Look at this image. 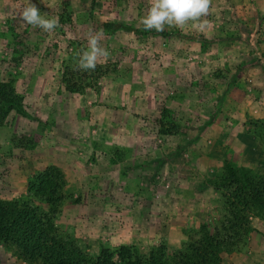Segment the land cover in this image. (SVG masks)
Wrapping results in <instances>:
<instances>
[{
	"label": "rangeland",
	"instance_id": "1",
	"mask_svg": "<svg viewBox=\"0 0 264 264\" xmlns=\"http://www.w3.org/2000/svg\"><path fill=\"white\" fill-rule=\"evenodd\" d=\"M27 2L0 0V81L25 114L10 111L0 124V199H24L26 180L54 166L64 198L53 228L87 254L106 250L115 262L125 247L144 260L152 249L199 245V226L212 233L225 222L213 178L225 166L249 178L264 172V0H212L204 31L190 22L163 32L140 23L149 0H31L59 18L52 33L19 20ZM89 30L102 31L110 53L94 71L78 67ZM36 99L46 105L32 111ZM99 185L115 194L100 213ZM247 220L219 264H264V211ZM31 261L0 244V264H39Z\"/></svg>",
	"mask_w": 264,
	"mask_h": 264
},
{
	"label": "trees",
	"instance_id": "2",
	"mask_svg": "<svg viewBox=\"0 0 264 264\" xmlns=\"http://www.w3.org/2000/svg\"><path fill=\"white\" fill-rule=\"evenodd\" d=\"M110 27L121 26L110 24ZM64 87L69 92L75 91L73 86L64 84ZM20 102L10 83L0 81V124L10 111L25 116ZM63 185L60 170L49 166L26 180L24 199H0V244L16 245L24 259L39 264H219L220 254L236 251L239 239L248 230L247 213L251 209L264 211V172L249 178L225 166L213 178V186L225 191L222 207L226 216L220 227H213L209 233L206 226H199L200 244L190 245L184 252H166L160 247L150 250L143 260L132 248L120 247L114 252V262L106 250H101L95 258L55 233L52 221L64 198Z\"/></svg>",
	"mask_w": 264,
	"mask_h": 264
},
{
	"label": "clouds",
	"instance_id": "3",
	"mask_svg": "<svg viewBox=\"0 0 264 264\" xmlns=\"http://www.w3.org/2000/svg\"><path fill=\"white\" fill-rule=\"evenodd\" d=\"M149 3L147 14L140 21L145 31L163 32L165 26L184 29L190 22L193 28L200 31L209 26L206 17L210 14L212 0H149ZM18 18L21 22L47 33L60 27L58 17L46 18L31 0L22 7ZM102 36V31L89 30L88 49L82 51L79 57V69L94 71L102 58L105 61L109 58L110 53L100 44Z\"/></svg>",
	"mask_w": 264,
	"mask_h": 264
},
{
	"label": "crops",
	"instance_id": "4",
	"mask_svg": "<svg viewBox=\"0 0 264 264\" xmlns=\"http://www.w3.org/2000/svg\"><path fill=\"white\" fill-rule=\"evenodd\" d=\"M23 103H25L24 101H23ZM46 102H45V99L44 100H42V99H36L31 105V108H30V110H32V111H35L36 109H37V106H39V104H41V106H42V104H43V106H45L46 104H45ZM26 104V103H25ZM24 107V106H23ZM33 107V108H32ZM24 109H25V107H24ZM99 148L97 147V146H95L94 147V154H95V158L98 160V161H96V163H95V165H94V167H98L99 166V163H101V161H99V157H101L100 156V153H101V151L100 150H98ZM58 166V165H57ZM60 167H62L61 165H59ZM95 176V179H96V181H97V183H102V184H105L106 185V183H105V181H107V178H106V176L103 174V173H95L94 175H93V177ZM78 177V176H77ZM125 179H128L127 177H124V180ZM101 185V184H100ZM100 185H99V187L97 188V190H94V197L96 198V199H94V200H96L97 201V204H94V211H97V212H103V210H107L106 209V207H108L107 205H103V207L101 206V202H103V201H110V200H112V199H114V197H115V194H113V193H111L108 189H109V187H106V186H101L100 187ZM122 185H125V183L124 184H122ZM122 187H124L125 188V186H122ZM94 189H96V188H94ZM116 195H119V197H124L125 196V193H121V194H116ZM127 195V194H126ZM131 196V195H130ZM127 197L129 198V195H127ZM153 207H154V209L155 210H157L158 208H160V206L159 205H156V201L153 203ZM161 212H162V210H161ZM160 213V212H159ZM162 216V215H161ZM74 219H76V218H74ZM173 232H175L177 235H181V233L179 234V232L178 231H173ZM169 233V231H165V233L163 232L162 233V235H167ZM155 242V241H154ZM76 245V244H75ZM174 247V246H173ZM172 247V249H175V248H173ZM226 262L225 263H227V260L226 259H224Z\"/></svg>",
	"mask_w": 264,
	"mask_h": 264
}]
</instances>
